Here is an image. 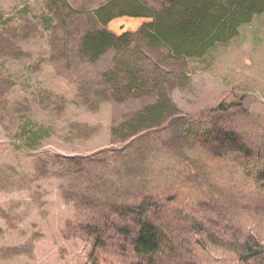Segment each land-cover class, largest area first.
Returning a JSON list of instances; mask_svg holds the SVG:
<instances>
[{
	"label": "rangeland",
	"instance_id": "obj_1",
	"mask_svg": "<svg viewBox=\"0 0 264 264\" xmlns=\"http://www.w3.org/2000/svg\"><path fill=\"white\" fill-rule=\"evenodd\" d=\"M107 2L0 0V264L143 261L111 204L146 194L167 239L157 264H264L237 250L251 239L264 254V13L197 57L151 47L124 16L107 27L129 30L128 45L92 60L83 37ZM128 69L142 88L123 89ZM162 99L159 122L124 128ZM206 129L248 154L212 151Z\"/></svg>",
	"mask_w": 264,
	"mask_h": 264
},
{
	"label": "trees",
	"instance_id": "obj_2",
	"mask_svg": "<svg viewBox=\"0 0 264 264\" xmlns=\"http://www.w3.org/2000/svg\"><path fill=\"white\" fill-rule=\"evenodd\" d=\"M96 12L103 27L86 32L82 42L83 51L92 60L107 49L121 50L128 45L129 30L115 32L107 27L112 20L124 16L143 20L138 30L151 47L162 44L176 56L197 57L216 44L227 42L238 34L240 25L252 20L254 15L264 13V0H165L160 9L148 7L138 0H109ZM121 85L130 92L142 88L143 81L133 69H128V81ZM221 107L226 108L220 103L218 109ZM167 109L168 102L162 99L123 126L129 133H135L148 124L159 122ZM203 133L200 140L219 155H223L225 149L248 154L244 141L232 131L206 129ZM154 196L146 194L142 199L119 200L111 204V209L120 216H130V222L119 226L117 231L128 237L134 253L144 258L136 264H157L155 257L167 240L163 231L147 216V210L156 204ZM100 231H95L94 245L101 248L104 239ZM238 248L241 259L261 255L264 260L262 249L251 239L239 244Z\"/></svg>",
	"mask_w": 264,
	"mask_h": 264
}]
</instances>
